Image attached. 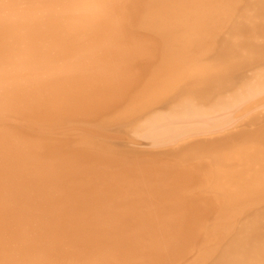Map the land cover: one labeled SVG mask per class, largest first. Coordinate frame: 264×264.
Returning <instances> with one entry per match:
<instances>
[{"label": "bare ground", "instance_id": "1", "mask_svg": "<svg viewBox=\"0 0 264 264\" xmlns=\"http://www.w3.org/2000/svg\"><path fill=\"white\" fill-rule=\"evenodd\" d=\"M118 8L37 38L89 64L0 96V264H264V0Z\"/></svg>", "mask_w": 264, "mask_h": 264}, {"label": "clouds", "instance_id": "2", "mask_svg": "<svg viewBox=\"0 0 264 264\" xmlns=\"http://www.w3.org/2000/svg\"><path fill=\"white\" fill-rule=\"evenodd\" d=\"M53 24L67 33L116 29L118 0H0V96L70 75L95 58L94 48L59 59L47 55V43L37 38ZM35 259L39 264L41 258Z\"/></svg>", "mask_w": 264, "mask_h": 264}, {"label": "rangeland", "instance_id": "3", "mask_svg": "<svg viewBox=\"0 0 264 264\" xmlns=\"http://www.w3.org/2000/svg\"><path fill=\"white\" fill-rule=\"evenodd\" d=\"M8 122H10V121H8ZM4 123V124H3ZM7 126V125H9V123H6V122H0V126ZM178 128L180 129V131H182L183 129H184V126H181V125H179L177 128H175L174 130L176 131V132H174V130H172V132H174V133H177V134H174V133H172V132H170V136L171 137H168V135H167V137H165V141H164V138L162 139L163 141H161V143H167V141L168 140H170V139H168V138H171V140L174 138L173 136L174 135H178L179 133H180V131L179 132H177L178 131ZM182 128V129H181ZM75 130L76 128H66V129H64L65 131H73V130ZM59 131H57V133H58ZM61 132V131H60ZM172 133V134H171ZM169 134V133H168ZM167 138V139H166ZM167 140V141H166ZM170 140V141H171ZM262 156H263V154H261ZM260 161H263V159H260ZM94 237V238H93ZM92 238L93 239H91V241H90V243L89 242H86V246H87V248H91V249H93V251L94 252H96L97 254H99L98 253V251L100 252L101 251V247H102V244H103V237L101 236V235H95V236H92ZM94 241V242H93ZM99 241H101V242H99ZM105 241V240H104ZM98 242V243H97ZM78 243H79V241H78ZM97 243V244H96ZM95 244V245H94ZM99 244V245H98ZM94 247V248H93ZM98 248V249H97ZM236 262H237V260H236ZM236 262H235V264H236ZM238 264H244L243 262H239Z\"/></svg>", "mask_w": 264, "mask_h": 264}]
</instances>
